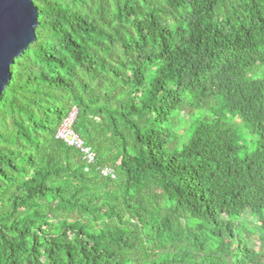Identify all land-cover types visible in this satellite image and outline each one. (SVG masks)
Returning a JSON list of instances; mask_svg holds the SVG:
<instances>
[{
	"label": "trees",
	"instance_id": "obj_1",
	"mask_svg": "<svg viewBox=\"0 0 264 264\" xmlns=\"http://www.w3.org/2000/svg\"><path fill=\"white\" fill-rule=\"evenodd\" d=\"M34 4L0 100V264H264V0ZM74 108L94 163L56 137Z\"/></svg>",
	"mask_w": 264,
	"mask_h": 264
},
{
	"label": "water",
	"instance_id": "obj_2",
	"mask_svg": "<svg viewBox=\"0 0 264 264\" xmlns=\"http://www.w3.org/2000/svg\"><path fill=\"white\" fill-rule=\"evenodd\" d=\"M38 11L34 0H0V100L11 78V66L36 41Z\"/></svg>",
	"mask_w": 264,
	"mask_h": 264
},
{
	"label": "built area",
	"instance_id": "obj_3",
	"mask_svg": "<svg viewBox=\"0 0 264 264\" xmlns=\"http://www.w3.org/2000/svg\"><path fill=\"white\" fill-rule=\"evenodd\" d=\"M77 115V110L74 108L66 118L57 132V138L67 143L69 146L78 149L83 156L88 160V162L94 163L95 154L87 145L80 136L74 131L73 125ZM103 176H110L115 178V174L111 169L104 168L101 170Z\"/></svg>",
	"mask_w": 264,
	"mask_h": 264
}]
</instances>
